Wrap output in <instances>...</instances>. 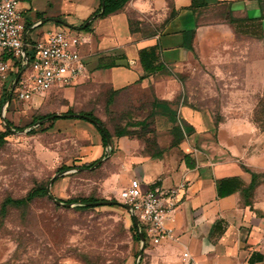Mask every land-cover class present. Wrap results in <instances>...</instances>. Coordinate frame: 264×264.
Returning a JSON list of instances; mask_svg holds the SVG:
<instances>
[{
  "label": "rangeland",
  "instance_id": "obj_1",
  "mask_svg": "<svg viewBox=\"0 0 264 264\" xmlns=\"http://www.w3.org/2000/svg\"><path fill=\"white\" fill-rule=\"evenodd\" d=\"M199 25L195 64L177 76L179 89L172 101L177 121L184 105L216 124L223 115L241 116L263 128L264 36L254 38L231 24ZM161 102L152 85H131L114 94L110 85L90 78L28 103L13 98L9 122L16 131L0 143V264H155L156 246L145 242L138 257L142 244L132 239V217L119 206L82 211L79 204L67 208L44 197L36 198L27 212L9 207L3 214L1 208L5 200L26 198L54 178L50 193L62 202H120L129 155L121 150L117 156L120 139L115 132L127 130L130 149L141 155L149 153L146 140L166 142L174 125L158 111ZM68 112L91 113L100 120L112 135L111 149L101 145L94 127L84 121L58 120L46 131L49 122L30 127L35 118ZM97 160L104 161L95 169H72Z\"/></svg>",
  "mask_w": 264,
  "mask_h": 264
},
{
  "label": "crops",
  "instance_id": "obj_2",
  "mask_svg": "<svg viewBox=\"0 0 264 264\" xmlns=\"http://www.w3.org/2000/svg\"><path fill=\"white\" fill-rule=\"evenodd\" d=\"M18 2L28 54L31 45L48 31L67 29L81 38L78 53L86 71L79 85L87 78L106 83L114 91L152 85L158 98L169 103L179 89L177 76L195 64L194 52L202 32L199 24H230L234 19L243 31L261 34L254 38L264 36V0H199L204 6L197 9L192 8L191 0H128L118 12L98 18L93 15L100 8L103 14L105 0ZM212 13L215 19H209ZM191 31L195 36L186 41L184 34ZM155 46L160 48L164 71L150 74L143 70L139 52ZM102 58L116 59L117 67L100 69ZM165 71L170 76H165ZM17 78L13 71L8 83ZM5 102L3 99L0 105ZM12 112L11 102L7 121ZM180 115V122L192 132H183L176 146H172L171 131L166 142L158 137L156 142L164 150L162 159L135 153L128 137L118 138L117 156L121 157L122 151L129 155L125 188L129 179L139 181L144 192L186 185L174 222L166 224L174 228V234L156 246L153 262L184 264L183 254L188 252L194 264H264V127L248 118L230 119L227 115L216 124L201 111L184 105ZM253 176L255 187L250 192L240 190L218 197L217 181L239 178L246 188Z\"/></svg>",
  "mask_w": 264,
  "mask_h": 264
},
{
  "label": "built area",
  "instance_id": "obj_3",
  "mask_svg": "<svg viewBox=\"0 0 264 264\" xmlns=\"http://www.w3.org/2000/svg\"><path fill=\"white\" fill-rule=\"evenodd\" d=\"M35 27V26H34ZM26 26L18 0H0V133L7 127V111L15 97L21 103L41 98L55 89L76 88L84 78L86 65L78 53L81 38L64 28L45 33L34 42L29 54L24 49ZM18 74L6 88L10 74ZM186 185L171 190L142 191L139 181L131 180L119 201L128 206L136 217L147 245L159 246L174 234L167 223L174 222V212L185 193ZM184 264H194L188 252ZM218 264V263H212Z\"/></svg>",
  "mask_w": 264,
  "mask_h": 264
},
{
  "label": "trees",
  "instance_id": "obj_4",
  "mask_svg": "<svg viewBox=\"0 0 264 264\" xmlns=\"http://www.w3.org/2000/svg\"><path fill=\"white\" fill-rule=\"evenodd\" d=\"M191 1H192V8L193 9H197V7H199V6H204V4L199 3V0H191ZM127 2H128V0H105L104 4L102 5V7H104L103 14L100 15V12H101V8H100V10L97 11L93 15V18L106 17V16H109L111 14H114V13L118 12L119 10H121L122 7ZM238 23L239 22L234 20V19L230 20V24H231V26H233V28H235L236 30L238 29V30L243 31L241 28L242 24H238ZM243 32H244V34L252 36V37H260L261 36V34L258 35V34H254L251 32H245V31H243ZM184 35L186 37V41L189 40L191 42L195 36V32L194 31L186 32ZM188 47L190 49L192 48L191 45H189ZM139 58H140V63L142 65V68L145 72L152 74V73H155L157 71H164V69L160 63L161 51H160V48L158 46L141 50L139 52ZM98 66L100 69H110L113 67H117L116 59L102 58L99 60ZM164 75L167 77L170 76V74L167 71L164 72ZM118 92L119 91H114V94H117ZM157 109H158V111L160 110V112H162V114L165 115L169 119L170 123H172L174 125L171 129V133L174 136V140L172 141V146H176L179 143V141L183 138V132H185V133H191L192 132V130L187 126V124H185L184 122H180V121L178 122L177 121V119H176L177 113H176V111L173 110V103L163 101V102H161V106L158 105ZM66 115H70L71 117L65 118V117H59L58 115H49V116H44V117H40V118H35L33 120L32 124L30 125V127L38 125L40 122H43V121L49 122L50 126L42 130V131H46L49 128H52L53 124L56 123L58 120H68V119L80 120V121H84V122H86V123H88L94 127L96 132L101 137L102 146L104 148L107 147L106 136L110 140H112V135L110 134V132L104 127L102 122L100 120H98L97 118H95L91 113L79 114V116H77V117L75 116L76 114H73L71 112H68V114H66ZM91 120L98 122L102 126V129H100L96 125L92 124ZM12 130L16 131V129L13 128L12 124L9 121H7V127H6L5 132L0 133V143H2V141L12 132ZM104 132H105V134H104ZM129 135L130 134L127 130H118L115 132V136L117 138L127 137ZM146 144L148 146V152H149L146 154H149L150 157L155 158V159H162L164 150L160 149V147L158 146L155 139L146 140ZM100 161L101 160H97V161H95L89 165H84L82 167H77V168H72V169L88 170ZM66 170L68 171V170H70V168H66ZM244 185L245 184L239 178L224 179L221 181H217L218 197L219 198L226 197V196L234 194L235 192L240 191V190L243 191L244 194L250 192L255 187V176H253V181L250 185L246 186V188H243ZM46 188L47 187H45V186H40L37 189H35L34 191H32L31 193H29V195L23 199H18V200L7 199V200H5L3 205H2L1 212L3 214H5L9 207H14L16 209H21V210H24L25 212H27V210H29V208L31 207V204L33 203V201L36 198L47 197ZM58 200H60V199H58ZM104 201L105 200H97L94 198H90V199H80L77 201H70L69 200L66 202H62V201L61 202L65 203V204H71V205L72 204H79V205H81L79 207V209L82 211H86V210H90V209L95 208L94 206L89 207V206H87V204H93V203L104 202ZM110 207H112V206H110ZM132 231L134 232V236L132 238L133 241L138 242L140 240L139 234H138V231H137L134 224H132Z\"/></svg>",
  "mask_w": 264,
  "mask_h": 264
},
{
  "label": "water",
  "instance_id": "obj_5",
  "mask_svg": "<svg viewBox=\"0 0 264 264\" xmlns=\"http://www.w3.org/2000/svg\"><path fill=\"white\" fill-rule=\"evenodd\" d=\"M24 49H25V47H24ZM17 79H18V78H17ZM16 81H17V80H16ZM58 116H59V117H65V118H70V117H71L70 115H58ZM75 116L77 117V116H79V115H75ZM44 122H45V121L40 122L38 125H40V124H42V123H44ZM91 122H92V124L96 125L98 128L102 129V126H101L98 122H96V121H94V120H91ZM104 134H105V132H104ZM106 142H107V147H108L109 149H111V146H112V144H111V140H110L107 136H106ZM110 157H111V154H109L108 157H107L106 159H104V160H107V159L110 158ZM104 160H102V161H104ZM102 161H100V162H98L97 164H95L91 169H95V168H96V167H97ZM91 169H88V170H91ZM54 181H55V178L52 179V180L50 181L49 185H48L47 188H46L47 197H48V198H49V199H50L55 205H57V206H63V207H67V208L72 207L71 204H65V203H62L60 200H58L57 198H55V197H53V196L51 195V193H50V188H51V184H52ZM80 206H81V205H80ZM87 206H89V207H91V206H94V207H102V206H119V207L125 209L127 212H129V213L131 214L133 224L135 225V227H136V229H137V231H138L139 239H140V242H141V244H142V248H141V250H140V252H139V254H138V257L140 258V257L142 256V253H143V250H144V246H145V237H144V235H143V233H142V231H141V229H140V226H139V223H138L136 217L133 215L131 209H130L128 206L122 204L121 202H117V201H104V202H97V203H93V204H87Z\"/></svg>",
  "mask_w": 264,
  "mask_h": 264
}]
</instances>
